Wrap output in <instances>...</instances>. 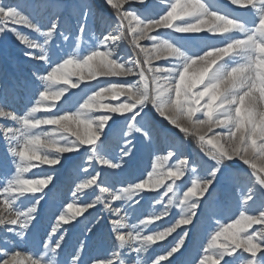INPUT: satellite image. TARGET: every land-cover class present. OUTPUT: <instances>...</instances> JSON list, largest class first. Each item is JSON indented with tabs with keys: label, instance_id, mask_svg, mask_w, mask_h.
Masks as SVG:
<instances>
[{
	"label": "snow or ice",
	"instance_id": "snow-or-ice-1",
	"mask_svg": "<svg viewBox=\"0 0 264 264\" xmlns=\"http://www.w3.org/2000/svg\"><path fill=\"white\" fill-rule=\"evenodd\" d=\"M7 32L0 264H264V0H0Z\"/></svg>",
	"mask_w": 264,
	"mask_h": 264
},
{
	"label": "rangeland",
	"instance_id": "rangeland-1",
	"mask_svg": "<svg viewBox=\"0 0 264 264\" xmlns=\"http://www.w3.org/2000/svg\"><path fill=\"white\" fill-rule=\"evenodd\" d=\"M219 2L223 3L224 0H219ZM97 3L103 6V0H97ZM13 26L17 27L21 32L25 34L29 33V30L23 26L11 25V24L9 25V27H13ZM57 41L61 42L59 41V38H57ZM69 44L72 47L75 46L71 39L69 41ZM25 50H26V46L21 45L20 42L15 38L13 33L7 32L6 34L0 35V87L10 86L11 84L17 82L18 80H23L33 70L34 65L32 63H29L28 59L24 56ZM156 119L160 120L161 118L156 116ZM164 123L166 124V122ZM185 149L188 153L192 154V156H195L196 153L198 152V146L195 144V142L186 143ZM4 151H5V146L3 145L2 142H0V156L3 155ZM171 162L172 161H170V163ZM139 163L141 168L147 166V170L151 171L150 162L147 155H144L143 158L139 161ZM29 178H31L30 174H29ZM145 178H146V173H145ZM64 191L66 194L70 195V193H68V187L66 184L64 187ZM161 191H163V189H161ZM152 195H154V193ZM66 202H71V201L68 200ZM145 206L146 208L148 207L147 204ZM69 214L71 215V213ZM104 215L106 216L107 214L104 213ZM165 222H167V218H165ZM173 235H175V233ZM76 236H79V231L77 229H72L73 242ZM189 247H191V245H189Z\"/></svg>",
	"mask_w": 264,
	"mask_h": 264
}]
</instances>
